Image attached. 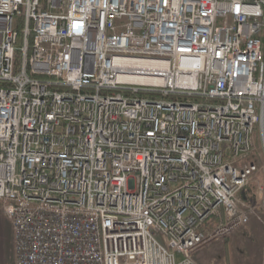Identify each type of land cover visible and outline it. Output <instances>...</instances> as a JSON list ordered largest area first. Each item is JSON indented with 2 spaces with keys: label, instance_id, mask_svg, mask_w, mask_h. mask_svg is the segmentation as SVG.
Returning <instances> with one entry per match:
<instances>
[{
  "label": "built area",
  "instance_id": "1",
  "mask_svg": "<svg viewBox=\"0 0 264 264\" xmlns=\"http://www.w3.org/2000/svg\"><path fill=\"white\" fill-rule=\"evenodd\" d=\"M260 174L264 0H0L16 264H199Z\"/></svg>",
  "mask_w": 264,
  "mask_h": 264
},
{
  "label": "crops",
  "instance_id": "2",
  "mask_svg": "<svg viewBox=\"0 0 264 264\" xmlns=\"http://www.w3.org/2000/svg\"><path fill=\"white\" fill-rule=\"evenodd\" d=\"M257 183L264 185L263 174L258 175L256 183L251 184L242 194L241 201L245 206L257 204ZM2 218L5 221V217ZM7 222L10 236L8 239L0 236V264H16L13 230L10 222ZM196 258L199 264H264V207L259 214L252 216L247 228L237 232L226 242L206 247L197 253Z\"/></svg>",
  "mask_w": 264,
  "mask_h": 264
},
{
  "label": "rangeland",
  "instance_id": "3",
  "mask_svg": "<svg viewBox=\"0 0 264 264\" xmlns=\"http://www.w3.org/2000/svg\"><path fill=\"white\" fill-rule=\"evenodd\" d=\"M256 137L259 141L260 140L259 130H256ZM258 144H259V142H258ZM3 214L4 213H3L2 207L0 206V236L8 239V237L10 236L9 235V225L7 222L8 220L6 218H5V221L3 220V218H2V216H4Z\"/></svg>",
  "mask_w": 264,
  "mask_h": 264
},
{
  "label": "bare ground",
  "instance_id": "4",
  "mask_svg": "<svg viewBox=\"0 0 264 264\" xmlns=\"http://www.w3.org/2000/svg\"><path fill=\"white\" fill-rule=\"evenodd\" d=\"M140 66L145 65V67H155L154 64L151 63H137ZM132 83H136V84H162V82L160 80H156V79H151V78H132L129 79Z\"/></svg>",
  "mask_w": 264,
  "mask_h": 264
}]
</instances>
